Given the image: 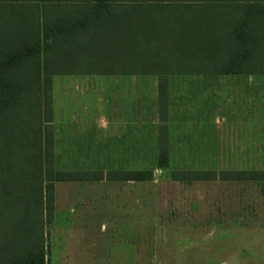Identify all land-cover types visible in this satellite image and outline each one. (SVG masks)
Returning <instances> with one entry per match:
<instances>
[{
	"label": "trees",
	"instance_id": "trees-1",
	"mask_svg": "<svg viewBox=\"0 0 264 264\" xmlns=\"http://www.w3.org/2000/svg\"><path fill=\"white\" fill-rule=\"evenodd\" d=\"M178 46L213 52L222 73L264 75V0H0V264H49L55 185L103 178L56 167L53 77L131 53L169 60ZM225 177L264 182V171Z\"/></svg>",
	"mask_w": 264,
	"mask_h": 264
},
{
	"label": "crops",
	"instance_id": "crops-1",
	"mask_svg": "<svg viewBox=\"0 0 264 264\" xmlns=\"http://www.w3.org/2000/svg\"><path fill=\"white\" fill-rule=\"evenodd\" d=\"M101 65L105 69L101 73L53 77L54 158L59 156L60 139L62 158H206V168L174 170L169 173L170 182L185 188L207 186L213 196L216 190L222 191L223 211L238 213L227 219L223 212L221 222H215L212 216L213 227H255L259 220L264 221L262 205L241 200L229 206L225 202L232 185L245 197L249 190L264 184L225 177L229 173L264 171V75L222 73L223 62L216 60L213 52L191 46H178V56L169 60L139 61L131 53ZM58 84H62L61 108L57 106ZM63 171L93 172L103 178L57 183L51 226L59 221L57 188L61 185L66 191L77 189L80 198L66 199L71 212L59 226L101 228L102 218L80 217L74 213L75 204H101L104 188H129L155 180L154 172L152 181L123 178L126 173L146 170L99 167ZM68 239L62 264H95L94 253L103 250V243L87 235ZM237 243L232 256L237 253L246 260L264 258V235L257 230L244 233ZM122 244L111 249L120 250ZM51 251L48 246L49 264H53Z\"/></svg>",
	"mask_w": 264,
	"mask_h": 264
},
{
	"label": "rangeland",
	"instance_id": "rangeland-1",
	"mask_svg": "<svg viewBox=\"0 0 264 264\" xmlns=\"http://www.w3.org/2000/svg\"><path fill=\"white\" fill-rule=\"evenodd\" d=\"M61 87L62 84L57 86L59 108L62 106ZM62 151L63 141L60 139L56 153L59 156L55 158L58 170L99 167L106 170H146L154 172L155 180L129 188H104L101 204H75L74 213L80 217L102 218L104 226L101 228L59 226L65 223L63 220L69 218L71 212L66 201L80 198L77 189L66 191L63 185L59 186L56 216L59 221L48 228L47 246L52 250L51 263L59 264L64 259L63 252L70 243L68 238L87 235L93 236L95 242L103 243V250L94 253L95 264H264L262 257L246 260L237 253L232 256L238 237L244 233L257 230L264 235V221L259 220V226L255 227H213L211 219L220 221L223 212L227 219L238 213L232 209L223 211L222 191L216 190L213 196L207 186L185 188L170 182V172L186 167L204 169L206 158H169V166L161 168L159 158H62ZM232 186L229 188L230 196L225 199L226 205L236 206L242 200L246 204L264 207V193H260L262 186L249 190L245 197L238 194L240 189ZM241 213L246 214L244 211ZM122 242L129 243V250ZM121 244L122 249H111Z\"/></svg>",
	"mask_w": 264,
	"mask_h": 264
}]
</instances>
